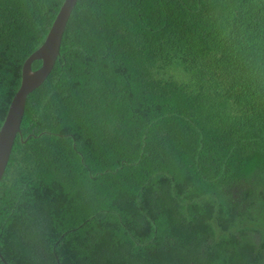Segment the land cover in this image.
<instances>
[{"label": "trees", "instance_id": "trees-1", "mask_svg": "<svg viewBox=\"0 0 264 264\" xmlns=\"http://www.w3.org/2000/svg\"><path fill=\"white\" fill-rule=\"evenodd\" d=\"M63 0H0V126ZM0 179V264H264V0H78Z\"/></svg>", "mask_w": 264, "mask_h": 264}, {"label": "water", "instance_id": "water-1", "mask_svg": "<svg viewBox=\"0 0 264 264\" xmlns=\"http://www.w3.org/2000/svg\"><path fill=\"white\" fill-rule=\"evenodd\" d=\"M78 0H63L42 44L22 63L19 86L12 96L0 126V179L17 135L30 93L48 76L58 60L64 30ZM6 264V263H4Z\"/></svg>", "mask_w": 264, "mask_h": 264}]
</instances>
